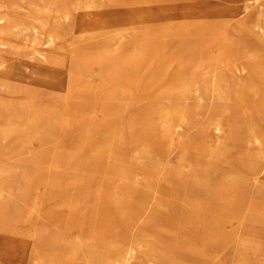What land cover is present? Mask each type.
<instances>
[{
	"label": "rangeland",
	"instance_id": "obj_1",
	"mask_svg": "<svg viewBox=\"0 0 264 264\" xmlns=\"http://www.w3.org/2000/svg\"><path fill=\"white\" fill-rule=\"evenodd\" d=\"M263 27L264 0H0V264H264Z\"/></svg>",
	"mask_w": 264,
	"mask_h": 264
},
{
	"label": "bare ground",
	"instance_id": "obj_2",
	"mask_svg": "<svg viewBox=\"0 0 264 264\" xmlns=\"http://www.w3.org/2000/svg\"><path fill=\"white\" fill-rule=\"evenodd\" d=\"M141 13V12H140ZM38 18V17H37ZM61 23V22H60ZM264 28V27H263ZM168 29V28H167ZM86 32V31H85ZM50 38V37H49ZM51 40V39H50ZM51 42V41H50ZM0 61L1 62H4V60H1L0 59ZM3 65V64H2ZM2 65H1V68H2ZM157 92V91H156ZM207 92V91H206ZM192 93V92H191ZM185 100V99H184ZM172 135V134H171ZM173 136V135H172ZM180 137V136H179ZM141 148H143V147H141ZM133 246V245H132ZM238 246V245H237ZM127 249V248H126ZM129 249V248H128ZM242 255H243V259H246V255H247V253H248V251L251 249V250H254V251H261V249H260V247H254V245L253 244H251L249 241H247V240H243V242H242ZM130 250V249H129ZM127 251V250H126ZM130 251H132V249L130 250ZM133 252V251H132ZM131 254V253H130ZM129 254V255H130ZM124 255V254H123ZM132 255V254H131ZM128 256V255H127ZM124 257V256H123ZM131 258V257H130ZM130 258H128L129 259V261H130ZM126 259V258H125ZM242 259V260H243ZM128 261V260H127ZM245 263H246V260H243ZM100 262V261H99ZM98 262V263H99ZM259 263V262H258ZM144 264V263H143Z\"/></svg>",
	"mask_w": 264,
	"mask_h": 264
}]
</instances>
